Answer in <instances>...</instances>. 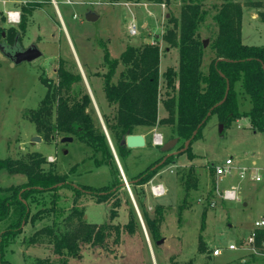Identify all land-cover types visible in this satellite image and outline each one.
<instances>
[{
	"label": "rangeland",
	"instance_id": "rangeland-1",
	"mask_svg": "<svg viewBox=\"0 0 264 264\" xmlns=\"http://www.w3.org/2000/svg\"><path fill=\"white\" fill-rule=\"evenodd\" d=\"M27 1L29 0H0V28L16 27L20 22L21 6ZM180 1L169 0V5H165L147 0L136 3L36 0L37 7L28 16L26 28L20 33L19 43L24 48L34 44L41 56L31 62L22 61L11 65L0 53V158L24 159L28 154L36 152L45 158V168L52 164L56 172L65 175L74 186L85 185L100 189L108 185L111 182L110 168L95 167L91 150L87 146L73 136L58 134L45 138L36 131L27 112L35 110L46 93L41 79L56 82L58 61L62 59L69 70L81 75L80 88L88 93L95 118L103 126L102 114L112 113L103 95L101 78L96 75L105 72L102 66L104 47L111 58H117L127 45L156 43L160 51L159 73L162 74L166 67L176 68L178 52L175 48L169 49L161 37L168 26L170 14L178 15ZM215 4L214 0H203V6L207 10L199 28V38L205 42L203 65L211 54L208 44L217 31L212 20ZM10 10L18 11V22H7L6 12ZM87 11L96 14L97 19L86 21L84 15ZM130 23L136 27L134 35H129ZM241 41L246 45H264V22L258 16V11L243 10ZM159 85L162 88V80ZM239 85V82L234 85L237 93ZM249 108V98L241 95L239 112H247ZM163 115L164 111L159 103L158 116ZM219 125L217 115H210L201 128L200 135L191 143L194 159L188 160L184 153L179 154L172 163L160 168L149 182L140 189L137 188L138 197L133 195L130 186L127 189L123 185L115 197L102 203L82 196L80 203L87 222H107L123 226L128 221L129 206L133 208L130 192L143 226L133 208L135 224L130 232L121 233L117 244L109 239L105 248L83 246L77 257L63 259L68 264H236L240 261L264 264V254L246 245L254 222L264 217V180L260 183L250 182L247 172L244 179H239L234 170L245 168L254 174L264 175V131H252L248 120L243 117L231 121L223 127L222 132H219ZM140 131L146 134L145 145L130 148L120 164L128 184L130 178L149 164L178 151L180 144L177 142L171 149L163 152L162 145L171 140L169 127L139 128L136 129V134H140ZM154 134L161 136V145L153 144ZM35 137H39V141L33 142ZM64 137H70L71 140L62 142ZM226 159L232 160L231 174L217 178L213 172L212 183L209 168L214 169L215 166L224 164ZM189 167L195 171L198 187L190 193V206L178 216L177 206L183 196V189L176 172L185 171ZM119 176L123 183L120 173ZM22 182V175L0 172L1 187L16 186ZM156 184H161L164 189V194L159 197L153 196L151 192V186ZM228 189H237V200L220 198L218 193ZM59 195V203L70 206L72 194L62 189ZM207 197L214 206L208 205L204 225L200 230L201 212ZM135 198L139 200L141 207L137 205ZM116 203L118 206L115 207ZM157 205L163 207V219L156 223L157 239L153 240L143 223L141 208L149 218H154L153 210ZM111 213L114 217H111ZM9 220L0 222V231ZM29 231L30 226L27 224L24 232L7 247L4 253L7 261L11 264H31L35 258L60 260L52 253L51 246L46 241L25 247L23 238ZM199 237L205 247L201 254L197 252ZM160 239L162 242L156 244L155 241ZM261 245L264 249V242ZM230 246H235L236 249H231ZM213 248H220L219 256H211Z\"/></svg>",
	"mask_w": 264,
	"mask_h": 264
},
{
	"label": "trees",
	"instance_id": "trees-1",
	"mask_svg": "<svg viewBox=\"0 0 264 264\" xmlns=\"http://www.w3.org/2000/svg\"><path fill=\"white\" fill-rule=\"evenodd\" d=\"M99 1L136 3L139 0ZM147 1L169 5V0ZM214 1L216 4L212 20L217 31L208 44L211 54L205 65V48L199 38V28L207 15L203 0H181L178 15L170 14L161 40L169 49L177 50L176 68L166 67L162 74L159 73L160 51L156 43L127 45L117 58H111L107 49H103L102 66L105 72L96 75L101 78L106 104L112 109L111 114H102L103 126L120 164L129 152L120 142L126 135L136 134V129L169 127L171 139L176 138L180 142L178 150L183 148L184 142L196 131L184 151L160 158L129 179V186L135 197H138L137 188L140 189L149 182L160 168L172 163L179 154L184 153L188 160L194 159L191 143L200 135V130L210 115L216 114L224 127L243 117L248 120L252 131H264V45H246L241 41L243 10L258 11V16L264 22V0ZM35 2L36 0H29L21 6L20 22L16 27L0 28V38L5 43L12 45L15 36L24 32L28 16L37 7ZM160 80L163 81L162 88ZM41 81L46 93L39 106L27 112L36 131L45 138L58 134L75 137L91 150L95 167L110 168L111 182L100 189L85 185L74 186L65 175L58 174L52 164L45 168V158L36 152L28 154L24 159L0 158V172L24 177V182L19 185L0 186V222L10 219L0 231V264H11L4 258V253L24 232L27 224L30 231L24 236L23 245L29 247L46 241L51 246L52 253L60 258L59 261L35 258L31 264H68L64 257H77L83 246L105 248L109 239L117 244L121 233L130 232L135 224L131 206L128 221L123 226L107 222L89 223L84 218L80 198L90 197L96 203H102L115 197L122 188L119 172L102 126L95 118L91 99L80 88L81 75L69 70L60 59L56 69V82L46 79ZM237 82L240 83L238 93L234 89ZM226 88L225 99L219 104ZM241 95L247 96L250 102L249 110L243 113L238 110ZM159 103L164 111L162 117L158 116ZM209 172L212 176L214 169L209 168ZM176 174L183 189V196L177 206L179 216L190 206V193L197 190L198 179L192 167L185 171L177 170ZM213 181L214 178L211 182ZM62 189L72 194L68 207L59 203V191ZM206 199L201 212L200 230L210 203L209 198ZM135 201L141 207L139 200L135 198ZM153 213L154 218H149L141 208L145 228L151 239L155 240L156 223L163 219V207L155 206ZM111 217H114L113 213ZM261 230L257 231L254 247L264 254L261 245L264 242V231ZM204 251L205 247L199 237L197 252L201 254ZM236 264L249 263L240 261Z\"/></svg>",
	"mask_w": 264,
	"mask_h": 264
},
{
	"label": "water",
	"instance_id": "water-1",
	"mask_svg": "<svg viewBox=\"0 0 264 264\" xmlns=\"http://www.w3.org/2000/svg\"><path fill=\"white\" fill-rule=\"evenodd\" d=\"M84 17H85V20L86 21H94V20L97 19V15L94 14L92 11H87L85 13ZM18 38H19V35H16L15 38H14V42H13L12 45H8L3 40L0 41V53L5 58L8 59V61L11 63V65L18 64V63H20L22 61L31 62V61H33V60H35V59H37V58H39L41 56V52L36 48V46L34 44H31V45H29V46H27V47L24 48V47H22L20 45ZM202 43H203V46H204L205 45V42H202ZM263 70H264V68H263ZM226 93H227V88H226V92H225L224 98L222 99V101L219 104H221L224 101L225 96H226ZM209 114H210V112L207 113V116H209ZM223 127H224L223 124L220 123V125H219V132H222ZM102 129L104 131V134H105V137H106L107 142L109 144V147H110V149L112 151L113 158H114L115 164L117 166V169H118L120 175L124 179L123 172H122V168L120 166L119 160H118V158H117V156L115 154V151L113 149V146L111 144V141H110V139L108 137V134H107L104 126H102ZM195 134H196V131L193 132V134L190 137V139H188L187 141L184 142L183 148L180 149V150H178V151H176V152H173V154H176V153H179V152L184 151V149L189 145L190 141L192 140V138L194 137ZM70 140H71L70 137H64V138L61 139L62 142L70 141ZM32 141L33 142L39 141V137L33 138ZM120 143L124 147L130 149V148L143 147L145 145V140H144V137L141 134H128V135H126L124 137V139ZM176 143H177V139L176 138L171 139V140L165 142L162 145V151L163 152L168 151ZM162 161L160 163H162ZM122 185L125 186L127 189L129 187V184H128V182L125 181V179H124V182L122 183ZM129 196H130V199H131V202H132V206H133V208H134V210H135V212H136V214L138 216V219H139V221L141 223V226H143L142 225V222H141V219H140V216H139V213H138V210H137V207H136V204H135V202H134V200H133L130 192H129ZM161 242H162V239L157 240L156 241V244H159Z\"/></svg>",
	"mask_w": 264,
	"mask_h": 264
},
{
	"label": "built area",
	"instance_id": "built-area-1",
	"mask_svg": "<svg viewBox=\"0 0 264 264\" xmlns=\"http://www.w3.org/2000/svg\"><path fill=\"white\" fill-rule=\"evenodd\" d=\"M6 19H7V22L11 24L18 22L19 20L18 11L16 10L7 11ZM128 32H129V35H134L136 33V27L133 23H130V25L128 26ZM153 144L154 145L162 144V138L159 134L153 135ZM232 170H233V167H232L231 159H226L224 161V164L214 167V173L217 178H220L225 175H230ZM234 170L237 171V175L239 179H244L246 177V172H247V176H249L250 179L254 182H262L264 180V175L254 174L249 169L234 168ZM151 192L153 196L159 197L164 194V189L161 184H156L155 186H151ZM218 195L223 200H237L235 189L225 190L223 193H218ZM209 205L214 206V203L210 201ZM261 229H264V219L263 218L254 222V227L246 240V245L250 247L252 250L253 249L255 250L254 242H255L257 231ZM230 248L236 249L235 246H230ZM220 253H221L220 248H213V250L211 251V256L217 257L220 255Z\"/></svg>",
	"mask_w": 264,
	"mask_h": 264
},
{
	"label": "crops",
	"instance_id": "crops-1",
	"mask_svg": "<svg viewBox=\"0 0 264 264\" xmlns=\"http://www.w3.org/2000/svg\"><path fill=\"white\" fill-rule=\"evenodd\" d=\"M139 133L144 137V140H145V135H146V134L143 133L142 131H140ZM248 181H250V182H254V181H252V180L250 179L249 176H248ZM256 183H260V182H256ZM237 188H238V187H237ZM236 190H237V189H236ZM236 194H237V193H236ZM262 218L264 219V217H262ZM262 218H261V219H262Z\"/></svg>",
	"mask_w": 264,
	"mask_h": 264
}]
</instances>
